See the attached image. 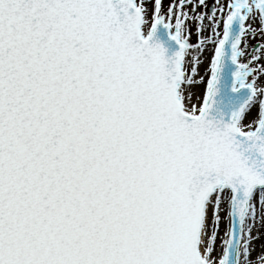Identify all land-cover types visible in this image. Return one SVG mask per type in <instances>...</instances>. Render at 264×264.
Instances as JSON below:
<instances>
[{
  "label": "snow or ice",
  "instance_id": "snow-or-ice-1",
  "mask_svg": "<svg viewBox=\"0 0 264 264\" xmlns=\"http://www.w3.org/2000/svg\"><path fill=\"white\" fill-rule=\"evenodd\" d=\"M262 230L264 0H0V264H264Z\"/></svg>",
  "mask_w": 264,
  "mask_h": 264
},
{
  "label": "bare ground",
  "instance_id": "bare-ground-1",
  "mask_svg": "<svg viewBox=\"0 0 264 264\" xmlns=\"http://www.w3.org/2000/svg\"><path fill=\"white\" fill-rule=\"evenodd\" d=\"M210 55V52H206L205 54V57H204V61H205V64L207 63V59H208V56ZM201 74H203V71H204V65H201ZM262 232H264V230H262ZM257 251H259V242L257 243ZM255 255V253H254Z\"/></svg>",
  "mask_w": 264,
  "mask_h": 264
},
{
  "label": "rangeland",
  "instance_id": "rangeland-1",
  "mask_svg": "<svg viewBox=\"0 0 264 264\" xmlns=\"http://www.w3.org/2000/svg\"><path fill=\"white\" fill-rule=\"evenodd\" d=\"M212 0H208V3L211 4ZM165 7H167L168 0H164Z\"/></svg>",
  "mask_w": 264,
  "mask_h": 264
}]
</instances>
